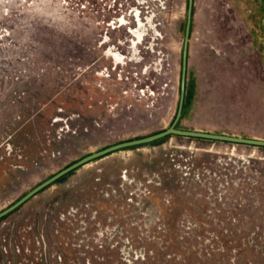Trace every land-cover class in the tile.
I'll use <instances>...</instances> for the list:
<instances>
[{"label":"rangeland","instance_id":"obj_1","mask_svg":"<svg viewBox=\"0 0 264 264\" xmlns=\"http://www.w3.org/2000/svg\"><path fill=\"white\" fill-rule=\"evenodd\" d=\"M186 0H0V211L168 128ZM176 128L264 140V0H192ZM0 264H264V148L168 136L0 219Z\"/></svg>","mask_w":264,"mask_h":264},{"label":"water","instance_id":"obj_2","mask_svg":"<svg viewBox=\"0 0 264 264\" xmlns=\"http://www.w3.org/2000/svg\"><path fill=\"white\" fill-rule=\"evenodd\" d=\"M191 8H192V0H186L185 22H184V29H183L181 58H180L178 101H177V107H176L173 120L171 124L168 126V128L158 133L146 136V137L124 141V142H119V143L110 145L99 151L93 152L91 154H88L80 158L79 160L59 170L58 172H56L55 174H53L46 180L42 181L41 183L33 187L31 190L26 192L19 199H17L14 203L9 205L5 209L1 210L0 219L8 215L15 209H17L24 202H26L28 199H30L32 196H34L35 194H37L38 192H40L47 186L51 185L52 183H54L55 181H57L64 175L68 174L69 172L77 169L80 166H83L84 164L92 162L96 159H99L108 154L114 153L116 151L153 143L155 141L161 140L168 136H176V137H182V138H191V139H197V140L220 142V143L248 146V147H254V148H264V140L241 138V137H234V136H228V135H222V134H212V133L199 132V131H186V130H180L176 128V124L179 121V118L181 116V110H182V104H183L184 74H185V65H186L188 35H189V28H190V22H191Z\"/></svg>","mask_w":264,"mask_h":264}]
</instances>
